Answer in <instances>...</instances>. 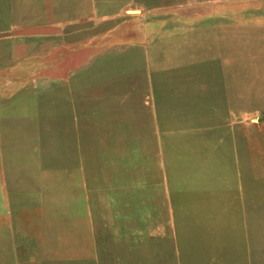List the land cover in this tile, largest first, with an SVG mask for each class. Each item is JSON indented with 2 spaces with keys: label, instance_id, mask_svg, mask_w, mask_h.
<instances>
[{
  "label": "rangeland",
  "instance_id": "obj_1",
  "mask_svg": "<svg viewBox=\"0 0 264 264\" xmlns=\"http://www.w3.org/2000/svg\"><path fill=\"white\" fill-rule=\"evenodd\" d=\"M60 219L101 264H264V0H0V235Z\"/></svg>",
  "mask_w": 264,
  "mask_h": 264
},
{
  "label": "crops",
  "instance_id": "obj_2",
  "mask_svg": "<svg viewBox=\"0 0 264 264\" xmlns=\"http://www.w3.org/2000/svg\"><path fill=\"white\" fill-rule=\"evenodd\" d=\"M215 66H218L217 63ZM212 75L221 77V81L226 82L227 74L223 69H215L210 77ZM205 79L201 83L214 82ZM218 91L220 94V89ZM27 227L23 231L19 230V234L13 236L0 235V264H21V256H24L27 264H89V262L90 264H101L99 244H97L96 253H94L89 247L88 252H85L83 250L85 246L79 243L83 237L91 238L94 233V228L90 230L83 221L76 219L40 221ZM96 229L98 230V226ZM112 232L114 231L111 230ZM97 234L99 236L98 232ZM76 240H78V245L75 247L73 244L76 243ZM55 243H59V245H55ZM4 253L7 256L10 254V258L6 257L5 259ZM12 257H14V262L11 261ZM4 260L7 261L4 263Z\"/></svg>",
  "mask_w": 264,
  "mask_h": 264
}]
</instances>
